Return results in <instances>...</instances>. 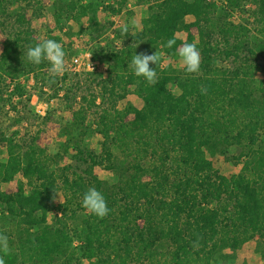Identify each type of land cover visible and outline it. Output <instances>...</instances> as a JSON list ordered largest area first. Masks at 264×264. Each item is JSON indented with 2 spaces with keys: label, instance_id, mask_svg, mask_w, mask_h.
Listing matches in <instances>:
<instances>
[{
  "label": "trees",
  "instance_id": "16d2710c",
  "mask_svg": "<svg viewBox=\"0 0 264 264\" xmlns=\"http://www.w3.org/2000/svg\"><path fill=\"white\" fill-rule=\"evenodd\" d=\"M22 1L0 0V17L9 15V5L17 7L0 56V97L6 77L46 74L50 67L46 60L37 65L27 59L28 48L41 40L26 8L17 6ZM227 1L231 7L237 2ZM44 2L31 4L34 15H42ZM138 2L149 3L142 30L128 31L122 48H103L97 57L108 66L102 86L111 104L96 123L103 137L101 153L83 145L84 105L62 128V136L68 138L64 150L74 147L86 156L82 173L74 172L71 179L72 165L56 168L62 154L50 155L37 140L20 144L7 139L8 158L0 159V206L10 219V226L0 229L11 250L4 257L6 264L77 260L66 217L75 218L72 231L81 240L76 264H84L82 259L88 264H232L245 243L255 239L264 258V79L258 78L264 30L262 37L249 36L248 28L229 22L227 11H219L209 0ZM97 5L96 0H53L58 21L68 11L73 17H88L96 27ZM188 16L194 22L189 23ZM1 24L7 25L0 19ZM192 28L198 29L205 53L200 71L189 74L163 64L162 53L177 56L183 31L189 40L195 39ZM173 36L176 43L169 48L166 44ZM135 51L159 55L158 63L150 65L156 84L132 72L129 63ZM232 57L235 67L219 65L221 59ZM130 92L141 98L142 106L128 102L118 108V101ZM232 146L241 147L233 159L243 166L229 177L210 156L226 155ZM97 165L115 174L113 183L95 174ZM20 173L29 191L22 180L14 193L1 189ZM90 187L107 201L110 211L104 218L82 206L83 193ZM60 189L66 201L53 224L49 215L58 207L54 197ZM75 202L78 208L69 214Z\"/></svg>",
  "mask_w": 264,
  "mask_h": 264
},
{
  "label": "rangeland",
  "instance_id": "374dc122",
  "mask_svg": "<svg viewBox=\"0 0 264 264\" xmlns=\"http://www.w3.org/2000/svg\"><path fill=\"white\" fill-rule=\"evenodd\" d=\"M44 2V11L42 15H34V7L39 2ZM97 9L95 11V20L99 26L90 22L88 17L77 18L70 16L67 12L61 21L55 17L56 8L53 6V0H23L18 5L26 8L25 13L31 20L32 28L39 40L54 39L61 43L66 53V70L62 75L56 76L55 83L49 84L52 79L49 75V69L46 74L26 73L18 77H6L3 85L4 93L0 97V159L3 161L8 158L7 139L13 138L20 144H28L37 140V144L46 148L50 155L61 153V157L54 163V166L63 167L72 165L68 171L70 178L75 174L82 173L87 163L84 161L86 156L79 155L74 147L66 152L62 144L67 141V137L62 136V128L74 119L75 113L82 105L86 108V126L87 133L83 137V145L86 148L101 153L103 137L95 130L96 123L104 109L110 108L108 94L104 93L102 86V74H106L107 64L100 58V51L103 48H122L124 33L121 28L128 25V31L136 34L143 28V19L150 14L149 3H139L138 0H96ZM217 4L219 11H227L228 21L238 26H245L249 36H263L264 30V0H237L231 7L227 0H209ZM16 6L9 5L7 12L9 15L1 16L7 25H0V56L4 50V43L7 38V31H10L15 23L14 12ZM41 13V12H40ZM92 13V12H91ZM193 16H188L189 23L194 22ZM194 38L189 40V35L183 31L181 36L184 42L196 43L200 51L201 59L204 50L201 44V37L197 28L191 29ZM163 64H173L176 67L184 69L181 58L178 56L170 57L161 54ZM95 57V58H94ZM97 58V59H96ZM78 59V61H76ZM96 59V61L94 60ZM234 57L223 58L219 65L224 68L235 67ZM263 64L258 72V78L264 79V57L260 58ZM92 65H91V64ZM107 67H106V66ZM93 66V71L91 70ZM94 72V73H92ZM18 87V88H17ZM17 88L18 90H14ZM175 90V89H174ZM20 92L11 94L12 92ZM84 97L87 101H84ZM95 101V105L93 102ZM131 102L137 107L142 106V100L136 94L130 92L123 100L117 103L118 108L123 109ZM85 151V149H84ZM241 147L232 146L226 155L218 154L210 158L221 173L232 176L239 173L243 163H236L234 156L241 154ZM122 159V158H121ZM120 159V160H121ZM246 160V157H243ZM95 174L101 179L109 180L111 183L115 180V174L105 169L101 165L94 168ZM25 182L26 190H30L27 180L18 174L12 182L2 183L1 189L7 193H14L18 189L20 181ZM60 182H62L60 180ZM61 201V202H60ZM66 192L60 189L55 197V204L58 206L52 210L49 215V222L57 224L56 220L61 216L58 209L65 204ZM75 202L71 213L77 209ZM66 217L65 221L71 226L70 235L72 245L74 246L77 260H79L80 250L78 246L81 240L75 237V218ZM10 226V219L3 216V207L0 206V229ZM82 263L88 264V261L82 259ZM232 264H264V258L257 251V240H251L237 252V259Z\"/></svg>",
  "mask_w": 264,
  "mask_h": 264
},
{
  "label": "clouds",
  "instance_id": "9594fccd",
  "mask_svg": "<svg viewBox=\"0 0 264 264\" xmlns=\"http://www.w3.org/2000/svg\"><path fill=\"white\" fill-rule=\"evenodd\" d=\"M121 31L127 34L128 25H123ZM175 43L176 37L173 36L168 39L166 46L171 48ZM177 53L181 58L182 66L186 73L192 74L200 71L201 55L196 43H188L185 41L177 49ZM65 56L66 53L63 50L62 44L54 39H43L34 46H30L27 50V59L30 62L39 65L42 61L46 60L50 64L49 75L53 78L49 80V84L55 83L54 78L65 72ZM159 60L160 57L156 52L149 54L146 52L137 53L135 51L131 56L129 67L137 77L142 76L149 84H156L157 74L155 69L150 65H156ZM91 70L93 71V66ZM200 90L202 94H206L207 92L204 85L200 86ZM82 206L88 212L99 218H104L110 211L102 192L95 187H90L83 193ZM10 251L8 237L0 233V253H2L0 255V264H6L4 257L9 255Z\"/></svg>",
  "mask_w": 264,
  "mask_h": 264
},
{
  "label": "built area",
  "instance_id": "2783aa9c",
  "mask_svg": "<svg viewBox=\"0 0 264 264\" xmlns=\"http://www.w3.org/2000/svg\"><path fill=\"white\" fill-rule=\"evenodd\" d=\"M76 61H78V59H76Z\"/></svg>",
  "mask_w": 264,
  "mask_h": 264
}]
</instances>
